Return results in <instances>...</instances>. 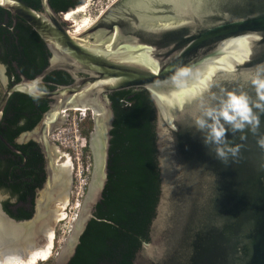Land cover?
Listing matches in <instances>:
<instances>
[{
  "label": "water",
  "instance_id": "95a60500",
  "mask_svg": "<svg viewBox=\"0 0 264 264\" xmlns=\"http://www.w3.org/2000/svg\"><path fill=\"white\" fill-rule=\"evenodd\" d=\"M39 2L37 11L23 0H0V7L29 25L52 55L40 76L4 92L0 113L14 93L52 100L48 115L80 102L98 109L101 103L110 114L107 95L146 91L157 117L161 196L150 242L134 264H264V101L250 83L264 67V0H115L78 40L68 35L63 13H55L48 0ZM51 70L85 77L53 91L39 90L40 79ZM229 91L247 95L259 122L254 131L229 132L238 151L221 159L214 146L203 145L195 117ZM106 128L103 181L83 201L81 224L55 264L68 263L100 198L109 121ZM0 141L20 154L1 136ZM35 212L16 221L0 205L1 217L14 225L32 221Z\"/></svg>",
  "mask_w": 264,
  "mask_h": 264
},
{
  "label": "trees",
  "instance_id": "16d2710c",
  "mask_svg": "<svg viewBox=\"0 0 264 264\" xmlns=\"http://www.w3.org/2000/svg\"><path fill=\"white\" fill-rule=\"evenodd\" d=\"M23 1L32 9L40 11L39 0ZM48 3L55 13H64L80 4L84 5L82 0H48ZM7 13L0 7V19ZM15 30L31 33L32 36H26L21 41L27 50L34 48L33 41L39 37L29 25L21 21ZM8 32L10 29L0 26V33ZM56 75L59 78L56 82L70 84L64 72ZM108 99L113 120L109 131L106 180L93 208L92 218L87 222L67 264H134L143 244L150 242V228L161 196L156 111L148 93L141 89L114 92L108 95ZM37 102L40 100L15 93L9 98L7 109L16 110L22 115L28 113ZM47 109L46 104L41 106L38 117L27 127L11 129V126L5 125L6 130L0 127L1 137L10 141L19 132L31 129ZM20 115L10 124L14 125ZM85 135L88 138V134ZM5 156L13 157L10 164L17 160L19 164L22 162L19 155L0 145V160ZM31 161L28 158L26 166L32 167ZM17 168L12 166L13 183L10 188L13 194H17L18 201L25 202L33 185L29 177L20 174L22 170ZM7 175V171H0V190L9 188L5 182ZM2 209L16 221L28 220L32 216L31 211L24 209L13 212L6 202L2 204Z\"/></svg>",
  "mask_w": 264,
  "mask_h": 264
},
{
  "label": "flooded vegetation",
  "instance_id": "af4514ba",
  "mask_svg": "<svg viewBox=\"0 0 264 264\" xmlns=\"http://www.w3.org/2000/svg\"><path fill=\"white\" fill-rule=\"evenodd\" d=\"M8 13L0 19V26H5L10 29V32L8 33H0V44H3V46L0 47V83L4 85L0 100L4 92L11 86L20 83L24 80H34L38 76H40L45 70L49 69L50 59L52 58L50 50L40 38L33 41L34 48L27 50V48L24 46L25 43L21 41V39H24L26 38V36L29 35L32 36V34H27L26 32H22L19 30L14 31L15 27L18 26V23L23 20ZM96 29L90 31V33H94ZM111 29L112 26L110 30ZM58 72H64L67 75V79L70 81V84L74 82L76 76L79 78L85 77V75L82 73L74 75L68 71L51 70L46 74V76L40 79L37 88L42 91H53L56 89L57 86H65L61 85L63 83H58L55 81L59 80L58 76L56 75V73ZM64 80H66V78ZM12 95H10L9 98ZM105 99L109 105L111 111L110 114L113 120V113L111 110V104L108 99V95ZM8 100L2 112L0 113V127H2V129L4 130H6L5 125L11 126V129H15L19 126L27 127L33 120L38 117L41 106L46 104L48 107L47 111H45L41 115L34 127L19 132V134L14 136L10 141H8L9 139H4L10 146L18 150L20 154H15L11 152L0 141V145H2L9 152L15 155H19V157H21L22 159L21 164L18 163L19 160H17V162L13 164H10V161L13 160V157L11 156H5V158H1L0 160V171H7L8 174L7 180L5 182L7 183L9 188L0 190L5 192V194L7 195V201L5 202L9 204V208L13 212H16L17 209H24L26 211L33 212L37 205V196H39L40 193H42V191L45 189H49V191H52L56 187V185H54L52 182V174L56 170L55 168L58 165V163L55 162L57 160V156L54 145L49 141L48 136L58 125L57 121L60 120V117L51 126L46 123H43L45 122L47 113L51 109V105L53 103L52 100H40V102L33 104V108L28 113L24 112L22 115H20L21 113L16 112V110L13 111L12 109L10 111V108L7 109ZM17 105L18 104L16 103L15 106L17 107ZM18 115H20L19 120L14 125H11L10 122L13 121L14 118H16ZM109 116H107L108 119L106 117L103 120L107 123L109 121L111 129L112 120L109 119ZM83 120L84 119H82V121ZM110 129L108 130V134ZM87 139L89 142L90 136H88ZM18 147H21V149ZM28 158H31L33 160L31 161L33 162L32 167L30 165L26 166L28 163ZM12 166H17V169L22 170L20 174L28 176L29 180L31 181V184L33 185V188L29 190V194L26 195L25 202L18 201L17 194H13L10 188V185L13 183L11 179ZM67 168V172L70 174L68 175V178L72 185V175L70 167ZM50 178V183H48V180Z\"/></svg>",
  "mask_w": 264,
  "mask_h": 264
},
{
  "label": "bare ground",
  "instance_id": "6f19581e",
  "mask_svg": "<svg viewBox=\"0 0 264 264\" xmlns=\"http://www.w3.org/2000/svg\"><path fill=\"white\" fill-rule=\"evenodd\" d=\"M77 7L76 9L70 10V12L67 11V13H63L61 16L65 23H70L68 35L74 40H78L77 35L95 23L96 20L95 18H86L85 13L87 12V5ZM86 106L90 107L92 111L95 112V115L99 112L98 108H94L85 102H80L79 104H73L69 108L63 107L48 114L45 118V123L51 126V122L57 121L59 117L60 120H62L61 117L64 116L63 113L67 111L80 112L83 114L86 112ZM48 116L51 119H49ZM98 129L97 127V130L91 134L90 141L88 142L93 156L94 166L87 190L88 194L84 198V201L85 199L87 200V197L89 198L96 193L95 188L104 178L105 153L103 151V139L106 138L107 128L102 130V133ZM54 148L57 156L55 162L58 163V165L52 174V182L56 187L52 191H49V189L42 191L40 199L37 200L34 219L23 224L14 225L12 223H7L0 215V259L15 256L21 258L25 264H35L37 261H45L51 258L54 242L53 225L59 222V220L65 219L66 213H64V209L67 207L70 199L69 195L71 188L69 189V187L71 182L68 178L70 174L67 172V167H70L72 175L70 162H64L58 149L55 146ZM93 191L94 193H92ZM97 192H99V189ZM47 201H53L55 203L53 210H48V212L45 209ZM45 213H48V215L41 219ZM69 220H71V218ZM80 224L81 220H77L75 228L79 227ZM40 241H44V243L41 244Z\"/></svg>",
  "mask_w": 264,
  "mask_h": 264
},
{
  "label": "clouds",
  "instance_id": "9594fccd",
  "mask_svg": "<svg viewBox=\"0 0 264 264\" xmlns=\"http://www.w3.org/2000/svg\"><path fill=\"white\" fill-rule=\"evenodd\" d=\"M251 85L261 101H264V67L257 68L256 75L250 80ZM260 108L261 105L256 104ZM258 118L249 106V98L244 93L225 92L214 106L205 107L202 114L195 117L197 131L203 133L202 143L205 147L214 146L218 158L233 156L239 146H232L227 138L228 133L243 132L246 127L255 130ZM264 143V141H262ZM0 264H25L15 256L0 259Z\"/></svg>",
  "mask_w": 264,
  "mask_h": 264
},
{
  "label": "rangeland",
  "instance_id": "374dc122",
  "mask_svg": "<svg viewBox=\"0 0 264 264\" xmlns=\"http://www.w3.org/2000/svg\"><path fill=\"white\" fill-rule=\"evenodd\" d=\"M114 1L115 0H82V3L84 2V5H87V12L85 13L86 18L87 19L95 18L97 20L101 16V14L105 11V9ZM96 20H95V22H96ZM65 24H66L67 29H69L70 23H65ZM3 89H4V85L2 83H0V96L2 94ZM98 107L100 109L96 115H95V112H93L90 107H85L86 112L84 113V116H83L84 120L83 121H79V114H77V113L74 114L73 112L68 113L69 118L76 117V119L78 121V125H79V131L82 133V136H86L85 134H88V136H90L91 134H93L95 132V130H97V127L99 128L98 130L101 133H102V130L106 129V123L107 122H104L103 119L106 118L107 116H109L108 109L105 108L101 103H98ZM107 119H108V117H107ZM57 123H58V125L55 128H57L59 126L66 127L65 125H62V124H64L63 120L62 121L59 120V121H57ZM53 130H55V129H53ZM91 156H92V153H91ZM93 163H94V160H93V156H92V166H91L90 172L88 174V185L86 186V189H85V197H86L88 186H89V183H90L91 177H92L93 166H94ZM71 187H72V185L70 183L69 189ZM40 195H41V193H40ZM40 195L37 196L36 200L40 199ZM5 201H7V195L5 194V192L0 191V205L2 203H4ZM83 201H82V206H81L80 212H79V214L76 215V217H75L74 211H71V213H68V210L66 211L67 207H65L64 213L67 212L65 219H61V220H59V222H56V223H54L55 225H53L54 242H53V249L51 252V258H49L45 261H37L35 264H55L56 263V259L59 257L63 248L65 247V245L68 243V241L71 239V237L73 235L75 225H76V221L79 219V216H80V213H81V210L83 207ZM70 202H73L72 199H70ZM45 205H46L45 209L47 210V212H48V210L49 211L53 210V208L55 207V203L53 201H47ZM1 208H2V206H1ZM32 214H33V212H32ZM46 215H48V213L47 214L45 213V215H43L41 217V219L43 217L45 218ZM70 218L72 221L69 220ZM40 243L42 244V243H44V241H40Z\"/></svg>",
  "mask_w": 264,
  "mask_h": 264
},
{
  "label": "built area",
  "instance_id": "2783aa9c",
  "mask_svg": "<svg viewBox=\"0 0 264 264\" xmlns=\"http://www.w3.org/2000/svg\"><path fill=\"white\" fill-rule=\"evenodd\" d=\"M69 112L64 114L62 120L66 127L59 126L53 130L49 136V141L58 149L62 155V160L68 161L72 167V187L70 189V202L66 208L68 213L75 212V217L79 214L82 201L85 198V189L88 185V174L92 166L91 150L89 148L88 139L82 136L79 131V125L76 117L69 118ZM79 114V121H82L84 113L73 112ZM70 119V120H69ZM67 214V212H66Z\"/></svg>",
  "mask_w": 264,
  "mask_h": 264
}]
</instances>
